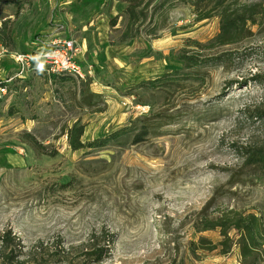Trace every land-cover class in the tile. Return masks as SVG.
<instances>
[{"label": "rangeland", "instance_id": "obj_1", "mask_svg": "<svg viewBox=\"0 0 264 264\" xmlns=\"http://www.w3.org/2000/svg\"><path fill=\"white\" fill-rule=\"evenodd\" d=\"M154 1L131 33L118 0L0 3V29L12 35L0 42V85L8 84L0 92V264H242L237 249L195 258L189 245L221 241L193 228L210 200L211 213L264 212V184L242 176L239 158V148L264 144V121L248 119L264 109V0L226 4L233 15L255 5L261 12L232 45L216 42L222 8L210 0L199 8L166 0L164 9L165 0ZM58 52L91 81L92 106L79 80L54 73ZM181 53L234 56L192 81L138 87L181 69ZM157 118L166 120L159 134L135 146L74 153L65 136L75 123L90 142Z\"/></svg>", "mask_w": 264, "mask_h": 264}, {"label": "trees", "instance_id": "obj_2", "mask_svg": "<svg viewBox=\"0 0 264 264\" xmlns=\"http://www.w3.org/2000/svg\"><path fill=\"white\" fill-rule=\"evenodd\" d=\"M4 0H0L2 3ZM119 2L127 5L126 14L129 17V24L127 33L133 32V27L145 22L149 15L146 10L152 5L154 0H148L147 8L141 10L144 7L146 0H118ZM173 1V0H171ZM192 4L199 8L203 6L206 0H191ZM233 0H210L211 4L217 7H221L220 11L221 27L222 31L220 36L216 39L217 43L221 45H232L235 44L246 30V26L250 24L256 25V19L260 17L261 12L258 11V5L252 6L246 9L244 12H236L232 14L227 10L226 4ZM163 1L160 7L164 9L168 3ZM211 18L210 15L204 16L200 21ZM115 25V24H114ZM139 33V30H137ZM134 35L127 36L131 38ZM12 35L4 27V30L0 29V42L7 46V42L11 41ZM234 55H220L219 57H209L206 59L196 56L194 54L188 55L181 53L178 56L180 60L181 69L172 70L170 73L165 74L162 78L142 82L139 84V88L145 91H156L161 90L167 86L176 85L181 81H192L201 74L204 68L209 66L221 67L223 65H229L233 60ZM229 63V64H227ZM39 65H36V68ZM62 77L76 78L80 81L83 103L86 102V106H92L91 102H95L98 97L96 94L91 93L90 85L91 81L86 79L83 80L80 77L72 75H60ZM69 80V79H66ZM0 87H8V84L1 83ZM90 102L89 104H87ZM251 116L248 117L254 121H264V109H258L254 111ZM256 117V118H254ZM155 123L147 125L148 121L135 124L130 127H122L119 130L107 134L103 138H98L90 142H85L86 126L81 123H75L72 127H68L65 132L71 151L76 152H91L101 151L106 147L116 145L123 146L125 142L132 140V144H143L147 141L150 135L157 136L158 130L162 129L166 120L157 118ZM151 130V131H150ZM26 143L36 151L42 152L43 155L46 153L43 150L42 145L36 137L30 133H25ZM239 158L243 161L242 163V176L249 178L250 183L264 184V144L262 146L253 147H241L239 148ZM241 180V179H240ZM241 181L236 182L239 184ZM213 200L207 204V206L196 214L195 221L193 222V228L197 233H206L215 231L220 234L221 241L214 243L212 240L206 238H200L197 242H191L189 250L192 255L197 258L199 253H212L219 251L220 255L227 257L232 254L236 249L240 252V259L242 264H263L264 263V212L249 213L244 210L236 209H225L216 213H211L210 210L213 206ZM105 249L94 251L92 256L96 257L97 263L103 260L106 256L104 253ZM180 264H184L183 261Z\"/></svg>", "mask_w": 264, "mask_h": 264}, {"label": "built area", "instance_id": "obj_3", "mask_svg": "<svg viewBox=\"0 0 264 264\" xmlns=\"http://www.w3.org/2000/svg\"><path fill=\"white\" fill-rule=\"evenodd\" d=\"M59 47H64L66 52L68 51H73V42H68V41H60ZM62 44V46H61ZM58 56V58H57ZM54 62L57 63L56 66H54V73L60 74V75H74L76 77H80L83 80H86L83 77V74L81 72V68L78 65L77 62L71 61L68 59H65L62 54L60 55V52L56 53V56H54ZM7 87H0V92L1 93H6Z\"/></svg>", "mask_w": 264, "mask_h": 264}]
</instances>
